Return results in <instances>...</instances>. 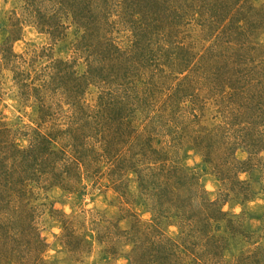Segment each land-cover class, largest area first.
Returning <instances> with one entry per match:
<instances>
[{
  "label": "rangeland",
  "instance_id": "374dc122",
  "mask_svg": "<svg viewBox=\"0 0 264 264\" xmlns=\"http://www.w3.org/2000/svg\"><path fill=\"white\" fill-rule=\"evenodd\" d=\"M0 264H264V0H0Z\"/></svg>",
  "mask_w": 264,
  "mask_h": 264
}]
</instances>
